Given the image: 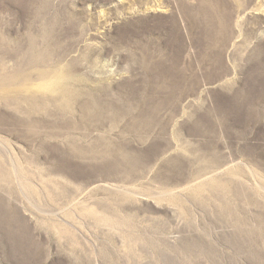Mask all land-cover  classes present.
<instances>
[{
    "label": "rangeland",
    "instance_id": "1",
    "mask_svg": "<svg viewBox=\"0 0 264 264\" xmlns=\"http://www.w3.org/2000/svg\"><path fill=\"white\" fill-rule=\"evenodd\" d=\"M0 264H264V0H0Z\"/></svg>",
    "mask_w": 264,
    "mask_h": 264
},
{
    "label": "bare ground",
    "instance_id": "2",
    "mask_svg": "<svg viewBox=\"0 0 264 264\" xmlns=\"http://www.w3.org/2000/svg\"><path fill=\"white\" fill-rule=\"evenodd\" d=\"M67 90L65 89L64 92H66Z\"/></svg>",
    "mask_w": 264,
    "mask_h": 264
}]
</instances>
